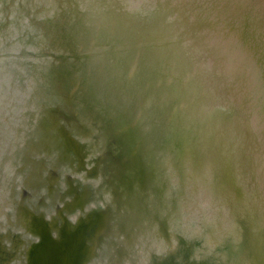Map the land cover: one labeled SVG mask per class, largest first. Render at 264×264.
<instances>
[{
  "label": "water",
  "instance_id": "1",
  "mask_svg": "<svg viewBox=\"0 0 264 264\" xmlns=\"http://www.w3.org/2000/svg\"><path fill=\"white\" fill-rule=\"evenodd\" d=\"M18 98L8 130L36 135L45 175L76 151L123 166V259L264 264V0H0V102ZM40 240L30 264L76 257Z\"/></svg>",
  "mask_w": 264,
  "mask_h": 264
},
{
  "label": "flooded vegetation",
  "instance_id": "2",
  "mask_svg": "<svg viewBox=\"0 0 264 264\" xmlns=\"http://www.w3.org/2000/svg\"><path fill=\"white\" fill-rule=\"evenodd\" d=\"M10 133V130H5L0 139L1 149L6 148L7 152L6 158L0 152V264H30L31 258L41 247V235L49 237V249L54 255L76 254V257L67 256L64 264H138L130 256L124 257L125 259L121 257L125 254L122 253L123 248L132 246L131 223L137 217L131 206L132 181L120 176L124 171L123 166L88 161L86 155L79 154L76 149L77 161L72 166H67H71V173L82 174L85 182L76 180L72 174L66 175L64 195L51 207L57 181L50 175L54 172L52 170H49L48 175L44 171L43 177L39 175L46 168L37 163L39 156L34 148L37 146L34 138L36 135L29 136L34 139L28 137L29 147H24L18 145V140ZM9 137L12 145H9ZM11 149L15 151L11 152ZM14 155L18 157V162L12 161L9 165L7 161L14 158ZM9 157L11 158L8 159ZM9 173L12 174V180L16 181L15 184L21 187L11 197L3 187ZM38 177L42 182L37 181ZM99 180V191H92V184L99 183ZM24 184L33 186H28L26 191L22 188ZM41 187L44 188L40 191ZM42 191L45 207H34L28 203L31 194H41ZM9 206L12 212L10 214ZM12 214L16 216V230L10 234L8 217ZM48 263L63 264L54 257ZM166 263L157 257L145 262Z\"/></svg>",
  "mask_w": 264,
  "mask_h": 264
},
{
  "label": "rangeland",
  "instance_id": "3",
  "mask_svg": "<svg viewBox=\"0 0 264 264\" xmlns=\"http://www.w3.org/2000/svg\"><path fill=\"white\" fill-rule=\"evenodd\" d=\"M19 4V3H18ZM18 4H17V7H19L18 6ZM58 11H60V10H57V12ZM21 14V13H20ZM22 15V14H21ZM25 20V19H24ZM25 24V23H24ZM256 98L258 97V96H255ZM14 100V106L11 104V103H7L6 105L8 106V107H11V109H12V111L14 112V109L16 108V106H17V108L18 109H16L17 110V112H14L13 113V115H11V117L13 116V122H12V126L14 127V126H16L18 123H19V117H21V115H22V113L24 112V109L23 108H21L19 105L23 102V101H21V98H18V99H13ZM17 104V105H16ZM16 105V106H15ZM252 108L254 109V110H252L253 111V113L255 112V109L257 110V109H259V107L257 106V105H252ZM257 118L256 119H254V122H255V124L256 123H259V126H260V131L262 132V135L264 136V115H263V113H261V115L260 114H258L257 113V115H256V113L254 114ZM8 118H10V116H8ZM28 137V136H27ZM252 137V136H251ZM256 139V137H254V140ZM259 137L257 138V142L259 141ZM10 140H11V138L9 137V142H10ZM37 144V143H36ZM52 146H53V141H52ZM6 145H8L7 143L5 144V146ZM9 145H12V141L9 143ZM7 147V146H6ZM56 150V152H57V154H59V148H56L55 149ZM2 151V153H3V156L6 158V155H7V152H6V148H3V149H1L0 150V152ZM13 151H15V149H11V152H13ZM256 156L258 155V157H260L259 156V154H255ZM2 156V157H3ZM59 156H60V154H59ZM11 157H9L8 159H10ZM56 159H58V157L56 158ZM16 161V160H15ZM18 162V161H17ZM59 166L60 167H57V169H56V174H57V190H56V193L54 194V196L55 197H52L53 199H52V206L51 207H53V205L55 204V202H58V198H60V196H63L64 195V191H65V176L66 175H68V174H72L73 175V178H75L76 180H78V181H84L85 182V180L83 179V178H79L78 177V175H75V174H73V173H71V170H70V167L72 166H63V165H60L59 164ZM148 169V168H147ZM45 170H41L40 171V174L41 175H43V172H44ZM66 173V174H65ZM39 174V175H40ZM40 175V177H43V176H41ZM59 175H60V177H61V179H60V177H59ZM64 175V176H63ZM256 175H260V173H259V170H257V172H256ZM8 177L6 178V180L4 181V189H5V192L6 193H8L9 194V196L11 197V196H14L15 195V193L17 192V189H21V187L19 186V185H16L15 183H16V181H13L12 180V174L11 173H9L8 175H7ZM15 176V175H14ZM79 176H80V174H79ZM82 177V176H81ZM37 181H39V182H42V180L40 181L39 180V177H38V179H37ZM246 183H249L250 184V186H252V187H256V185H255V183H256V179H251V178H249L248 176H247V182ZM43 185H44V183H42ZM99 185H100V182L99 183H93L92 184V186H91V188L92 189H94V192L96 191V192H98L99 191ZM28 186H33L32 184H29V185H26V184H24V187H22V188H25V190L27 191V187ZM251 187V188H252ZM44 187H41V189H40V191L43 189ZM250 192V191H249ZM258 192H259V189H255L254 191H253V193L252 192H250V194H249V199L251 198V197H253V198H255L256 196H257V194H258ZM43 195H44V192L42 191L41 192V194L40 193H37L36 192V194H31L30 195V199H28L27 201H28V203L29 204H31L32 206H34V207H45L46 205H44V202L42 201L43 200ZM57 197V198H56ZM255 199H257V198H255ZM251 201V200H250ZM47 202V204H48V201H46ZM252 202V201H251ZM133 204V203H132ZM132 206V205H131ZM221 206V205H220ZM219 207V206H218ZM10 213H12L11 212V208H10V206H9V214ZM258 214V219H259V221H258V227H260V229H261V223H260V219H261V215H263V214H261V212H259V213H257ZM16 219V216L14 215V214H12L11 216H9L8 217V221H9V233L11 234L14 230H16V227H15V220ZM137 219V218H136ZM139 220V219H138ZM157 227H155L154 228V231L153 232H157ZM199 231V233H201V232H203V230L202 229H199L198 230ZM153 232H151V233H153ZM216 234V233H215ZM215 234H213V235H215ZM216 236V235H215ZM161 243L159 244V245H157L158 246V248L160 247V245L161 244H164L165 242H164V240H162V241H160ZM205 245H203L202 244V249H203V247H204ZM217 245H210V246H208V250H206L207 251V253H208V256L209 255H212V254H210L212 251H211V249L213 248L214 249V247H216ZM205 247H207V246H205ZM218 247H220V246H218ZM184 247L183 246H178L175 242H172V245H171V247H168V251L169 252H171V251H174V250H178V249H183ZM124 249V248H123ZM211 252H210V251ZM200 252H201V249L199 250ZM205 253V252H204ZM155 254L156 255H159L160 253L159 252H157V251H155ZM126 256V255H125ZM136 257V256H135ZM198 256H196L195 257V260H189V262H187L186 264H188V263H190V264H200V263H198V261H197V258ZM139 258H137L136 259V261L138 262V264H141L140 263V261L138 260ZM259 259L261 260V257H259ZM142 263L144 264V262L142 261ZM184 264V262L182 261V259L180 260V261H175V264ZM215 264H225V262H223V263H221L219 260L218 261H215L214 262ZM232 264V263H231ZM259 264H260V262H259Z\"/></svg>",
  "mask_w": 264,
  "mask_h": 264
},
{
  "label": "bare ground",
  "instance_id": "4",
  "mask_svg": "<svg viewBox=\"0 0 264 264\" xmlns=\"http://www.w3.org/2000/svg\"><path fill=\"white\" fill-rule=\"evenodd\" d=\"M2 71H3V69H2ZM4 101L6 100V98H4L3 99ZM7 103H9V102H7ZM16 106V105H15ZM16 109V108H15ZM12 109H11V107H8L5 103H3V101H2V99H1V102H0V117H4L3 119L4 120H0V139H1V137H2V134L4 133V131L5 130H7L8 128H12L13 126H12V122H13V120H12V118L10 117V118H8V116H11V114H12ZM27 120V119H26ZM25 119H22V122L23 123H25V121H26ZM14 128H16V127H14ZM2 144H1V142H0V146H1ZM0 150H1V147H0ZM0 156H1V153H0ZM107 167V166H106ZM111 167V166H110ZM113 167V166H112ZM104 169V168H103ZM116 173V172H115ZM66 174V173H65ZM109 175H111V174H109ZM121 176V175H120ZM112 178V177H111ZM103 179V178H102ZM127 180V179H126ZM128 183H129V181H128ZM110 184V183H109ZM109 186V185H108ZM124 187V186H123ZM128 187H129V185H128ZM90 188V187H89ZM91 190H92V188H90ZM108 189V188H107ZM90 190V192L92 193V191ZM127 190V189H126ZM107 191V190H106ZM113 195V194H112ZM93 196H94V194H93ZM92 196V197H93ZM101 199V198H100ZM94 200V199H93ZM94 202V201H93ZM108 202V201H107ZM129 202H131V201H129ZM100 204V203H99ZM125 206V205H124ZM123 206V207H124ZM125 208V207H124ZM133 211V210H132ZM129 216H131V215H129ZM133 217V216H132ZM135 217V216H134ZM138 217V216H137ZM135 219H136V217H135ZM124 220V219H123ZM129 220H131V219H129ZM138 221V220H137ZM125 223H126V221H125ZM129 223V222H128ZM120 224V223H119ZM121 226V225H120ZM119 227V226H118ZM117 227V228H118ZM123 227H124V224H123ZM125 228V227H124ZM131 230V229H130ZM107 231V230H106ZM119 231V230H118ZM129 235V234H128ZM136 262V261H135ZM152 263V262H151ZM174 263H175V261H174ZM180 264V263H179Z\"/></svg>",
  "mask_w": 264,
  "mask_h": 264
}]
</instances>
